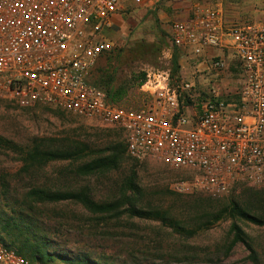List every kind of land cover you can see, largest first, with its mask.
Here are the masks:
<instances>
[{"label":"rangeland","instance_id":"374dc122","mask_svg":"<svg viewBox=\"0 0 264 264\" xmlns=\"http://www.w3.org/2000/svg\"><path fill=\"white\" fill-rule=\"evenodd\" d=\"M218 1L157 0L152 7L128 3L122 18L107 33L111 48L98 61L93 82L105 90L101 82L113 74L114 86L126 90L119 102L129 108L139 106L145 98L141 90L146 79L145 69L152 66L171 70L177 47L171 32L173 22L191 17L196 3L209 5ZM253 20H264V13ZM221 48V57L226 63L222 70L210 68L212 57H220L210 52L213 56L209 58L203 54L197 56L196 63L191 65L193 74L180 72L185 79L195 82V93L203 95L215 84L227 91H236L242 86L244 76L239 58L229 45ZM177 76L172 79L174 85ZM195 98L198 101L200 96ZM192 103L186 95V108L191 109ZM0 137L11 141L9 146L0 142V196L7 189L9 197L24 202L35 186L72 190L88 185L98 202H120L123 183L135 170L140 188L138 205L160 212L159 218L128 214L119 217L115 211L108 215L92 214L73 200L38 205L40 228L53 253L51 264H65L63 258L77 257L102 264H264V224L239 215L217 222L211 219L213 212L233 200L250 215L263 218L264 187L241 186L217 197L192 187L178 191L174 184L189 178L190 171L155 158L135 160L128 154L127 145L119 168L79 176L74 172L75 167L107 153L111 141L118 139L126 144L124 132L119 127L77 116L56 106L23 107L0 102ZM35 140H41L51 149H78L81 157L75 161H52L26 172L21 149L32 146ZM233 222L240 225L248 244L232 245Z\"/></svg>","mask_w":264,"mask_h":264},{"label":"built area","instance_id":"2783aa9c","mask_svg":"<svg viewBox=\"0 0 264 264\" xmlns=\"http://www.w3.org/2000/svg\"><path fill=\"white\" fill-rule=\"evenodd\" d=\"M157 0H0V102L59 107L123 130L128 154L155 158L190 171L174 184L210 196L241 186L264 187V20L226 24L222 1L196 3L192 16L173 22L176 46L195 54L229 45L241 62L236 91L196 84L171 70L145 69V98L135 108L113 102L93 82L100 58L111 48L107 33L128 3ZM210 68H225L212 57ZM186 95L193 101L184 105ZM195 96H200L198 101ZM0 264H51L32 260L0 241Z\"/></svg>","mask_w":264,"mask_h":264},{"label":"trees","instance_id":"16d2710c","mask_svg":"<svg viewBox=\"0 0 264 264\" xmlns=\"http://www.w3.org/2000/svg\"><path fill=\"white\" fill-rule=\"evenodd\" d=\"M181 65L179 55L174 50L171 59V77L180 75ZM142 81L145 79V73L142 74ZM114 75H109L101 85L109 99L113 102L120 103L126 90L114 86ZM141 81V82H142ZM140 82V83H141ZM0 142L6 146L11 143L10 140L0 137ZM41 140H35L32 146L21 149L22 159L24 162L23 170L30 172L34 167L42 168L52 161L58 160H78L81 157V151L76 149H51ZM85 150V147H81ZM107 153L101 156L90 158L78 164L74 172L79 176H90L98 173H104L119 168L125 153L126 144L123 141L114 139L109 143ZM135 159V158H134ZM136 160V159H135ZM22 171V170H21ZM137 172L132 170L123 183V194L120 202H98L90 193L89 186L84 185L81 189L72 190H52L41 186H35L27 195L24 202H16L9 197L8 190H3V196H0V241L10 247H14L18 252L32 260H39L44 263L52 261V252L49 250V241L46 235L42 233L39 218L36 213L38 205L45 203H57L66 200H73L81 203L92 214L108 215L115 211V216L128 214L140 218H159L160 212L153 209L142 208L138 205L137 195H140V188L137 183ZM236 215L247 218L255 223L264 224V217L258 218L250 215L242 209L237 201L233 200L230 204L218 209L211 214L212 222H217L224 217ZM210 219V221H211ZM234 233L232 245L238 242L248 244L246 235L240 225L236 222L232 224ZM63 258V257H62ZM65 264H102L99 261L89 258H68Z\"/></svg>","mask_w":264,"mask_h":264},{"label":"crops","instance_id":"0c3cea01","mask_svg":"<svg viewBox=\"0 0 264 264\" xmlns=\"http://www.w3.org/2000/svg\"><path fill=\"white\" fill-rule=\"evenodd\" d=\"M220 1H222L223 4L224 18L226 24H232L235 22H242V21H253V19H256V17L259 14L264 13V8L262 7V3L264 4V0H249L247 3L246 0H220ZM122 16H123L122 14H118L114 22H118V19L120 20ZM176 51L178 52L177 53L178 55L180 54L179 55V62L181 64L180 72L185 75L193 74L191 65H194L196 63L197 56H201L203 54L208 56L209 58L213 56V54H210V52H213L214 54L215 53L218 54L214 56H222L221 47L206 48L205 51L200 55L195 54L193 47L191 46H177Z\"/></svg>","mask_w":264,"mask_h":264}]
</instances>
